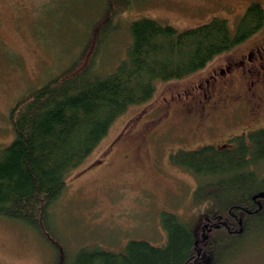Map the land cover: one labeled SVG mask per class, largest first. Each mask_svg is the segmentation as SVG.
Instances as JSON below:
<instances>
[{
    "label": "rangeland",
    "instance_id": "rangeland-1",
    "mask_svg": "<svg viewBox=\"0 0 264 264\" xmlns=\"http://www.w3.org/2000/svg\"><path fill=\"white\" fill-rule=\"evenodd\" d=\"M258 1L264 7V0H130L114 18L116 31L95 54L94 72L107 75L124 57L133 20L152 17L182 30L216 16L234 28L247 5ZM103 4L104 0H0V148L14 136L9 108L21 94L68 66L84 46ZM261 31L264 25L256 34ZM247 45L246 39L241 41L184 78L155 81L152 98L131 104L117 116L96 148L66 175L65 188L50 207V220L70 259L82 246L121 252L128 240L137 238L159 245L166 240L160 223L163 211L184 222L199 218L203 203L194 202L192 191L204 180L175 165L169 155L211 142L219 146L231 132L264 124V105L257 114L249 112L247 119H235L239 112H215L208 105L211 96L208 101L203 98L207 79L216 90L229 83L237 86L251 76L248 65L220 73V67ZM91 57L92 48L82 67ZM232 120L239 121L233 125ZM255 167L264 174V159ZM56 255L40 232L0 215V264H54ZM229 264H264V241L240 251Z\"/></svg>",
    "mask_w": 264,
    "mask_h": 264
},
{
    "label": "trees",
    "instance_id": "trees-1",
    "mask_svg": "<svg viewBox=\"0 0 264 264\" xmlns=\"http://www.w3.org/2000/svg\"><path fill=\"white\" fill-rule=\"evenodd\" d=\"M129 3L104 0L77 56L9 108L14 136L0 148V215L40 232L54 247V264H229L240 251L264 241V174L255 167L264 159V126L235 136L229 146L210 143L170 153L175 165L204 180L192 191L203 209L191 222L163 211L166 240L159 245L137 238L121 252L82 246L70 259L52 229L50 207L63 192L66 175L96 148L117 116L152 98L155 81L195 73L264 25L259 1L247 5L234 28L216 16L182 30L140 17L128 26L130 41L114 70L95 73V54Z\"/></svg>",
    "mask_w": 264,
    "mask_h": 264
},
{
    "label": "flooded vegetation",
    "instance_id": "flooded-vegetation-1",
    "mask_svg": "<svg viewBox=\"0 0 264 264\" xmlns=\"http://www.w3.org/2000/svg\"><path fill=\"white\" fill-rule=\"evenodd\" d=\"M256 33L258 32L256 31L246 38L248 47L245 51L240 52L238 57L228 59V61L220 67V73L222 74L228 71L231 66L240 65L243 68L245 65H248L247 68L249 72H251V76L248 79L240 82V84H236L237 86L234 87L231 83L219 85L215 87L216 90L209 87L211 79L206 80V88L202 92L203 98L206 101H208L211 96L212 101H210L211 99L208 101L211 110L219 112L221 109L227 108V110H230L231 108V113L237 114L236 112H239V114L234 117L235 119H245L249 112H255V114L259 113L255 110H259L261 106L264 105V31L259 32V35ZM210 77L212 78V76ZM199 87L201 88L200 85ZM238 121L239 120H232L230 124L237 125L236 122ZM260 126H264V124L254 126L247 130L241 128L240 131L231 132L226 139H224L226 141L223 140L224 142L221 143L219 147L232 145V139L235 136H242V134L247 135V133ZM211 144L215 145L212 142Z\"/></svg>",
    "mask_w": 264,
    "mask_h": 264
}]
</instances>
